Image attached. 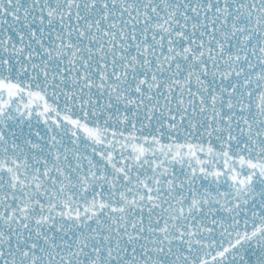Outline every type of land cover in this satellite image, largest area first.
<instances>
[{
  "label": "snow or ice",
  "instance_id": "6c2138e0",
  "mask_svg": "<svg viewBox=\"0 0 264 264\" xmlns=\"http://www.w3.org/2000/svg\"><path fill=\"white\" fill-rule=\"evenodd\" d=\"M0 264H264V0H0Z\"/></svg>",
  "mask_w": 264,
  "mask_h": 264
}]
</instances>
